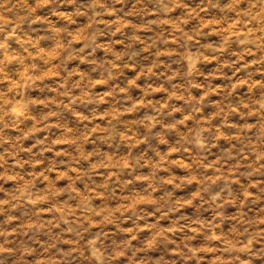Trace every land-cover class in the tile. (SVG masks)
Returning <instances> with one entry per match:
<instances>
[{
    "label": "rangeland",
    "instance_id": "1",
    "mask_svg": "<svg viewBox=\"0 0 264 264\" xmlns=\"http://www.w3.org/2000/svg\"><path fill=\"white\" fill-rule=\"evenodd\" d=\"M150 2L106 0L110 6L115 4L129 13L125 18L133 24L143 22L138 10ZM5 3L32 5L35 0H0V35ZM56 3L68 13L66 17L49 16V9H41L37 14L49 16L48 22L41 23L33 22L30 14L21 12L16 18V31L20 37L38 38L45 49L68 44L71 55L66 54L62 72L65 83L79 96L74 100L62 95L55 98L52 93L56 80L42 86L29 85L25 92L29 115L15 128L0 121V164L30 174L61 167L63 161L78 153H102L138 162L136 179L128 187L133 193L147 194L148 199L102 229L99 248L108 253H123L112 264H198L195 260L177 258L173 249L185 243L199 247L205 242L204 234L191 233L189 227L210 217L206 197L220 186L209 185L201 196L195 197L193 193L202 186L192 182L193 171L180 164L157 168L155 162L162 156H170L173 149L182 151L202 125L218 121L226 114L235 119L230 112L233 105L264 100V83L234 87L235 77L219 61L201 59L198 65L187 64L184 53L173 55L175 49L161 39L158 29L139 32L130 24L114 31L117 27L114 23L86 27L89 16L80 9L91 0H56ZM78 34L84 35V39L69 43L70 35ZM9 43L15 48L21 42L11 39ZM82 44L85 47L80 51ZM230 58L227 53L220 57ZM9 70L14 71L15 66ZM252 78L264 81V73H254ZM93 132L97 134L90 137ZM129 132L133 134L131 139L127 136ZM6 149L15 156L4 160ZM13 161L18 163L13 165ZM165 177L176 183L167 182ZM152 186L158 189L154 193ZM3 187L7 189L8 185ZM225 190L235 205L226 216L235 215L242 202L254 212L264 204V175L242 178V182L230 183ZM185 200L189 203L185 204ZM15 215L21 219L13 223L19 224L23 214L17 211ZM7 216L8 213L0 214V230L12 226ZM28 236L21 231L14 237H6L0 231V244L7 239L11 242L5 247L13 250L0 251V264H18L25 247L51 239L44 230L30 232ZM58 247L66 254L64 264H90L84 240L80 241L78 252L71 251L70 240L61 241ZM199 264L209 262L201 260ZM251 264H264V246H258Z\"/></svg>",
    "mask_w": 264,
    "mask_h": 264
},
{
    "label": "clouds",
    "instance_id": "2",
    "mask_svg": "<svg viewBox=\"0 0 264 264\" xmlns=\"http://www.w3.org/2000/svg\"><path fill=\"white\" fill-rule=\"evenodd\" d=\"M46 8L50 10L49 16L68 15L56 0H35L32 5H3L0 121L13 128L29 115L25 96L29 85L42 86L49 80H56L57 86L52 93L55 98L62 95L74 100L79 96L65 83L62 72L66 54L71 55L67 51L68 44L61 43L49 50L40 46L38 38L20 37L16 31V18L21 12L30 14L33 22H48L49 16L37 14V10ZM80 11L89 16L86 27L114 23L117 25L114 31H119L133 24L125 18L129 13L115 4L110 6L106 0H91ZM138 12L143 22L133 24L136 30L158 29L161 39L170 49H175L173 55L184 53L187 64L198 65L201 59L219 61L229 67L235 77L234 87L264 83L252 78L254 73H264V0H152L142 5ZM107 17L113 19L107 20ZM11 39L19 40L20 45L12 47ZM82 39L84 35H70L69 43ZM84 47L82 44L80 51ZM225 53L231 58L221 60ZM13 65L15 70L10 71ZM230 112L235 114V119L226 114L218 121L202 125L182 151L173 149L170 156H162L155 162L157 168L168 169L170 165L180 164L193 171L192 182L202 186L200 191L193 193L195 197L201 196L209 185L220 186L206 197L212 212L210 217L189 227L191 233L204 234L205 242L199 247L185 243L173 249L177 258L186 261L251 264L258 246H264V204L253 212L242 202L235 215H225L235 207L231 194L225 190L227 185L242 182V178L264 175V100L233 105ZM96 134L93 132L89 136ZM127 136L133 138L131 132ZM13 156L15 153L6 149L3 159ZM17 163L12 162L13 165ZM137 166L138 162L131 159L102 153H78L63 161L61 167L30 174H21L12 165L0 164V193H3L0 214L8 213L7 221L12 225L0 231L6 237H14L21 231L28 236L30 232L44 230L51 238L50 242H36L35 246L25 247L18 264H64L66 254L58 244L65 240L71 241L72 252H78L80 241L84 240L90 264H112L123 253L100 249L99 234L116 217L148 199L147 194L129 190L128 185L136 179ZM165 180L176 183L170 177ZM157 190L151 187L153 193ZM252 195L245 193V196ZM17 211L24 217L19 224L13 223L21 219L15 215ZM10 242L6 239L0 244V251H13L5 247ZM27 256L32 259H25Z\"/></svg>",
    "mask_w": 264,
    "mask_h": 264
}]
</instances>
